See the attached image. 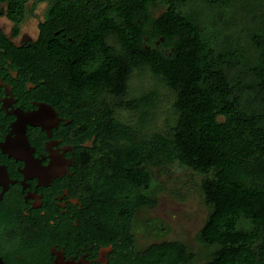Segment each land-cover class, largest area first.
I'll list each match as a JSON object with an SVG mask.
<instances>
[{
    "label": "trees",
    "instance_id": "16d2710c",
    "mask_svg": "<svg viewBox=\"0 0 264 264\" xmlns=\"http://www.w3.org/2000/svg\"><path fill=\"white\" fill-rule=\"evenodd\" d=\"M7 1L11 13H24L27 0ZM47 1L42 37L48 52L75 64L76 90L104 107L97 114L96 160L84 169L97 174L110 224L133 236L137 211L156 204L153 167L177 163L203 176L209 213L197 239L210 249L203 264H264V33L253 38L261 61L248 72L253 80L236 78L222 66L242 62L228 48L232 40L220 50L225 35L211 36L215 27L182 11L190 0ZM158 1L168 6L154 16ZM60 28L72 39L56 34ZM95 62L96 70L85 69ZM135 71H149L173 95L167 129L148 132L160 95L149 90L131 97ZM104 92L119 99L110 105L101 100ZM116 108L136 119L123 121ZM145 228L166 233L153 219ZM147 250L159 252L161 264H190L194 257L178 240Z\"/></svg>",
    "mask_w": 264,
    "mask_h": 264
},
{
    "label": "flooded vegetation",
    "instance_id": "af4514ba",
    "mask_svg": "<svg viewBox=\"0 0 264 264\" xmlns=\"http://www.w3.org/2000/svg\"><path fill=\"white\" fill-rule=\"evenodd\" d=\"M40 2L29 33L25 14L0 0V264H161L147 250L159 242L140 247L135 227L130 237L110 224L97 174L84 169L96 160L104 107L76 90L75 64L48 52ZM63 30L55 33L72 39Z\"/></svg>",
    "mask_w": 264,
    "mask_h": 264
},
{
    "label": "rangeland",
    "instance_id": "374dc122",
    "mask_svg": "<svg viewBox=\"0 0 264 264\" xmlns=\"http://www.w3.org/2000/svg\"><path fill=\"white\" fill-rule=\"evenodd\" d=\"M227 2L228 0H190L182 11L189 12L207 27H215L211 36H217L216 33L225 35L226 43L223 47L218 45L220 50L226 49L227 43L232 40L228 48L235 49L237 58L242 62H222L223 68H226V72L231 76L253 80L252 73L250 75L248 72L261 62L253 38L255 34L264 33V0ZM33 6H36L35 10L32 9ZM167 6L166 2H156L152 6L153 15H161ZM41 7L40 0L28 1V9L23 14L28 21L29 33L33 32V22ZM149 90H156L160 97L156 108L152 110L148 132L165 130L173 120V95L158 77L149 71L143 74L135 71L130 81L129 95L138 96ZM119 116L123 121L136 119L135 114L123 109L119 111ZM153 174L157 186L152 197L156 204L140 209L134 218V233L140 247L148 246L154 241L178 240L185 243L194 253L190 264H203L210 252V249L200 244L197 239L209 213L201 191L203 176L177 163L154 166ZM154 216L165 225L166 233L154 235L146 230V222ZM240 224L247 226V220L242 219Z\"/></svg>",
    "mask_w": 264,
    "mask_h": 264
}]
</instances>
